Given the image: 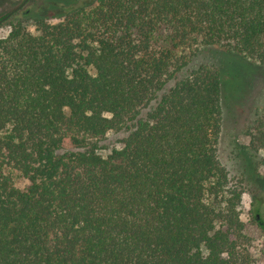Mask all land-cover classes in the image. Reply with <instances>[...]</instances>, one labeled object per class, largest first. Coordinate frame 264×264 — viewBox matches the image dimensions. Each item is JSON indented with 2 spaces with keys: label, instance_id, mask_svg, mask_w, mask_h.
Returning <instances> with one entry per match:
<instances>
[{
  "label": "trees",
  "instance_id": "16d2710c",
  "mask_svg": "<svg viewBox=\"0 0 264 264\" xmlns=\"http://www.w3.org/2000/svg\"><path fill=\"white\" fill-rule=\"evenodd\" d=\"M28 1L0 15V264H255L264 109L225 162L214 49L264 65V0Z\"/></svg>",
  "mask_w": 264,
  "mask_h": 264
},
{
  "label": "rangeland",
  "instance_id": "374dc122",
  "mask_svg": "<svg viewBox=\"0 0 264 264\" xmlns=\"http://www.w3.org/2000/svg\"><path fill=\"white\" fill-rule=\"evenodd\" d=\"M22 0H0V15L17 6ZM91 0H29L22 9L29 8L34 16H49L55 9L80 5ZM54 5L53 9L51 5ZM53 10V11H52ZM39 13V14H38ZM216 58L222 70V158L226 162L229 140L237 139L245 143L243 130L256 113L264 109V65L240 57L235 53H225L216 48ZM258 193L253 199V206L259 207L261 219L264 221V179L257 185ZM248 194L242 196L240 203V219L248 223L245 232L252 238V256L255 264H264V231L253 221V210Z\"/></svg>",
  "mask_w": 264,
  "mask_h": 264
}]
</instances>
